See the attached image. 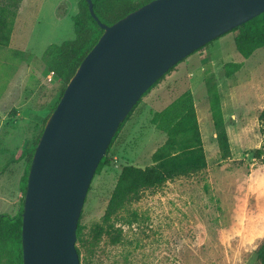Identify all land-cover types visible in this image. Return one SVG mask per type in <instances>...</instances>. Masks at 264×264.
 Listing matches in <instances>:
<instances>
[{
  "label": "rangeland",
  "instance_id": "374dc122",
  "mask_svg": "<svg viewBox=\"0 0 264 264\" xmlns=\"http://www.w3.org/2000/svg\"><path fill=\"white\" fill-rule=\"evenodd\" d=\"M79 1L22 0L9 46L0 49V213L13 216L20 207L19 181L12 176L20 179L24 160L16 171L10 170L13 175L5 169L15 166L22 150L32 145V139L22 144L27 129L17 118L18 109L34 111L30 135L31 127L37 125L39 131L50 115L61 83L47 80L42 55L49 45L74 38L72 17ZM235 35L215 38L177 63L135 107L112 145L109 165L89 185L78 220L84 238L101 223L121 168L151 165V155L165 140L151 125L152 114L188 85L207 167L144 190L138 201L112 218L119 242L111 244L102 236L86 261L84 253L80 255L81 264H259L256 253L264 240V136L259 119L264 109V48L245 59L235 50ZM14 51L30 57L15 56ZM227 63L242 66L225 77ZM210 73L228 135L227 158L218 149L208 109L203 80ZM257 149L263 154L260 158L254 154Z\"/></svg>",
  "mask_w": 264,
  "mask_h": 264
},
{
  "label": "water",
  "instance_id": "95a60500",
  "mask_svg": "<svg viewBox=\"0 0 264 264\" xmlns=\"http://www.w3.org/2000/svg\"><path fill=\"white\" fill-rule=\"evenodd\" d=\"M103 33L36 144L21 213L22 264H81L76 230L99 162L128 112L172 67L264 13V0H151Z\"/></svg>",
  "mask_w": 264,
  "mask_h": 264
},
{
  "label": "trees",
  "instance_id": "16d2710c",
  "mask_svg": "<svg viewBox=\"0 0 264 264\" xmlns=\"http://www.w3.org/2000/svg\"><path fill=\"white\" fill-rule=\"evenodd\" d=\"M21 1L22 0H0V49L9 46L13 25ZM91 1L94 15L101 23L109 26L151 0ZM72 22L74 38L59 44L49 45L42 55V62L48 74L53 73V78L61 83V87L58 90V97L50 106L51 112L54 110L55 106H57L56 104L59 102V98L66 84L76 72L79 64L103 33V30L90 15L86 0L79 1L78 12L72 17ZM230 32H236L235 38H233L235 50L243 58H249L255 50L264 48V13L236 27ZM207 45L193 53L201 51ZM14 55L20 56L21 58H23V56L26 58L30 57L21 51H14ZM241 66L242 64L240 63L225 64L223 66L225 77H230L235 74ZM174 67L166 74L172 71ZM164 76L156 81V83L142 95L141 99ZM203 82L206 91V99L209 103L208 109L210 111V118L215 133V140L222 156L227 158L230 156L229 140L215 76L210 73L204 77ZM141 99L132 107L131 111L128 112L124 121L119 124L116 133L107 147L105 155L99 162L95 174H97L103 166L109 165V152L112 145L125 123L133 114L136 109L135 107L141 102ZM259 119L262 122L261 134L264 136V109L261 111ZM45 122L46 119L39 131L37 125L31 127V133L33 132L30 137V139H32L31 147L22 150L20 156L14 160V162L24 160L25 163L23 173L19 179V191L22 198L20 207L15 215L11 216L7 213H0V264H22V247L20 245L21 213L23 210L27 176L32 156ZM150 123L157 131L165 135L164 142L151 155V165L144 168L125 165L121 168L105 208L101 223L94 225L90 229L89 239L86 240V238H84L82 227L77 225L76 250L79 258L80 255L84 253L85 261L87 259V254H92L94 246L98 244L102 236H107L111 244L119 242V234H115L116 229L112 223V218L126 205L138 201L140 194L144 190L159 187L165 182L177 177L192 175L207 167L202 135L197 119L194 99L190 90L184 91L163 109L153 112ZM35 131L36 136L34 134ZM254 154L257 158L263 156L260 149L255 150ZM256 255L259 264H264V240L257 249Z\"/></svg>",
  "mask_w": 264,
  "mask_h": 264
},
{
  "label": "crops",
  "instance_id": "0c3cea01",
  "mask_svg": "<svg viewBox=\"0 0 264 264\" xmlns=\"http://www.w3.org/2000/svg\"><path fill=\"white\" fill-rule=\"evenodd\" d=\"M195 53H197V52H195ZM191 74H189L188 76H190ZM186 90H190V86L188 85L187 86V88L185 89V90H183V92L184 91H186ZM182 92V93H183ZM190 92H191V90H190ZM181 93V94H182ZM181 94H179V95H181ZM191 94H192V92H191ZM193 96V95H192ZM177 98V97H176ZM174 100V98L172 99V100H170L169 101V103L171 102V101H173ZM168 103V104H169ZM17 118H18V120H20L22 123H25V127H26V129H27V132L26 133H24V135H23V133H22V136H23V141H22V144L24 145V147L25 146H27L28 144H30V142H31V139H30V137H31V135H32V133H31V135L30 134H28V130H29V126H30V124H33L35 121H34V111H29V108H28V110H23V109H18V114H17ZM198 119V118H197ZM198 122H199V120H198ZM1 126V125H0ZM27 135H29V139L28 140H26L27 138ZM25 137V138H24ZM26 148V147H25ZM24 148V149H25ZM17 159V158H16ZM15 163V166L14 165H11L9 168H7V169H5L6 170V173L7 174H9V176L10 175H13V174H11V171L10 170H15L16 171V169H17V167H18V163H19V161L17 162H14ZM13 168V169H12ZM4 175V174H3ZM13 178L15 177V179H16V181L18 182L19 181V178H18V176L15 174V175H13L12 176Z\"/></svg>",
  "mask_w": 264,
  "mask_h": 264
},
{
  "label": "built area",
  "instance_id": "2783aa9c",
  "mask_svg": "<svg viewBox=\"0 0 264 264\" xmlns=\"http://www.w3.org/2000/svg\"><path fill=\"white\" fill-rule=\"evenodd\" d=\"M52 78H53V73H49V75H48V77H47V80H48V81H51Z\"/></svg>",
  "mask_w": 264,
  "mask_h": 264
}]
</instances>
